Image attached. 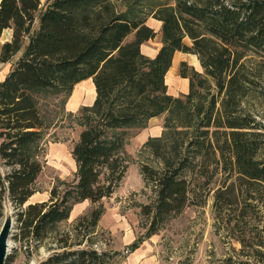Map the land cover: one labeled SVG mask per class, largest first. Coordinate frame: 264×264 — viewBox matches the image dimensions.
<instances>
[{
  "label": "trees",
  "instance_id": "16d2710c",
  "mask_svg": "<svg viewBox=\"0 0 264 264\" xmlns=\"http://www.w3.org/2000/svg\"><path fill=\"white\" fill-rule=\"evenodd\" d=\"M149 17L161 22L153 57L141 51L156 35ZM5 29L0 61L18 57L0 81V220L9 202L27 256L43 248L36 264H117L167 219L210 198L222 262L264 264V0H0V35ZM176 51L201 68L180 63L188 90L179 96L165 82ZM87 78L95 98L76 116L74 177L26 204L38 191L49 126L37 97L68 94ZM160 115L140 164L154 194L139 205L146 233L111 249L97 225L127 168L125 130ZM84 200L98 205L60 228Z\"/></svg>",
  "mask_w": 264,
  "mask_h": 264
},
{
  "label": "rangeland",
  "instance_id": "374dc122",
  "mask_svg": "<svg viewBox=\"0 0 264 264\" xmlns=\"http://www.w3.org/2000/svg\"><path fill=\"white\" fill-rule=\"evenodd\" d=\"M146 23L156 31V35L141 45V51L153 57L161 45L160 28L151 20ZM10 37L11 29L3 30L0 35V47ZM184 41L190 44L188 38ZM17 57L18 53L8 62L0 61V81ZM182 61H185L188 67L201 70L195 55L175 52L169 71L165 75L167 92L173 96H179L188 90V79L182 78L179 73ZM78 83L79 86L76 87ZM78 83L68 94L47 93L37 97L40 112L49 126L45 128L42 140L43 169L36 181L38 191L26 204L47 200L53 185L69 182L74 177L76 167L70 151L80 131L76 116L82 106H89L94 100L91 102V99L87 100L86 97L88 88L91 89L89 81ZM162 126L163 115H160L150 118L145 126L125 130L123 155L127 168L115 192L102 200L100 207L103 208V214L97 225V239L111 249L123 251L137 236H144L146 233L148 221L141 214L139 205L150 203L154 194L144 183L140 164L149 162V154L143 146L146 139L159 135ZM210 203L209 198L203 207L187 205L180 213L167 219L154 234L145 238L133 252L125 257H118L117 264H226L221 260L226 255V246L221 236L214 233ZM97 205L98 203L94 205L88 200L75 203L69 218L59 227H69L78 216L87 214ZM6 211L8 217L10 211L14 212L9 202L6 204ZM3 219L0 220V225ZM13 219L8 237L9 260L6 258L5 264H36L46 253L40 248L39 253L27 256L24 245L13 236L17 231L15 218Z\"/></svg>",
  "mask_w": 264,
  "mask_h": 264
},
{
  "label": "water",
  "instance_id": "95a60500",
  "mask_svg": "<svg viewBox=\"0 0 264 264\" xmlns=\"http://www.w3.org/2000/svg\"><path fill=\"white\" fill-rule=\"evenodd\" d=\"M6 215L7 211L5 210L4 219L0 225V264H5L9 247L8 237L10 236L13 222L11 211L9 212V217Z\"/></svg>",
  "mask_w": 264,
  "mask_h": 264
},
{
  "label": "crops",
  "instance_id": "0c3cea01",
  "mask_svg": "<svg viewBox=\"0 0 264 264\" xmlns=\"http://www.w3.org/2000/svg\"><path fill=\"white\" fill-rule=\"evenodd\" d=\"M149 20H151V22H155V25L157 26V27H159V28H161V22L159 21V20H156V19H153V18H149L147 21H149ZM177 52V51H176ZM154 55H155V53H154ZM153 55V56H154ZM192 55H194V54H192ZM197 58V57H196ZM169 71V70H168ZM186 79V78H185ZM84 80H88L89 81V84H90V87H91V89H89L88 88V90H89V93H88V95H86V97H88V99L87 100H89V99H91L90 101L92 102V100L94 99V95H95V91H94V85H93V83L91 82L92 80H91V78H87V79H84ZM91 80V81H90ZM83 81V80H82ZM183 81L185 82V80L183 79ZM81 82V81H80ZM79 86V83L76 85V87H78Z\"/></svg>",
  "mask_w": 264,
  "mask_h": 264
}]
</instances>
